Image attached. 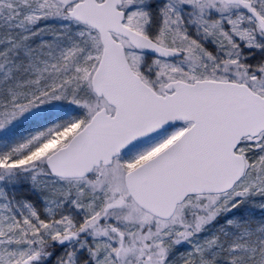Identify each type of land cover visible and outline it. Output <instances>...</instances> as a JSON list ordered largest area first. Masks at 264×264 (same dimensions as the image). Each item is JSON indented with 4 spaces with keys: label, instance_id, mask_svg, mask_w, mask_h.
Wrapping results in <instances>:
<instances>
[{
    "label": "snow or ice",
    "instance_id": "obj_1",
    "mask_svg": "<svg viewBox=\"0 0 264 264\" xmlns=\"http://www.w3.org/2000/svg\"><path fill=\"white\" fill-rule=\"evenodd\" d=\"M0 264H264V0H0Z\"/></svg>",
    "mask_w": 264,
    "mask_h": 264
}]
</instances>
